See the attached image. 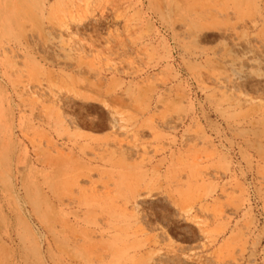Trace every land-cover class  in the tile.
Returning <instances> with one entry per match:
<instances>
[{"label": "rangeland", "instance_id": "rangeland-1", "mask_svg": "<svg viewBox=\"0 0 264 264\" xmlns=\"http://www.w3.org/2000/svg\"><path fill=\"white\" fill-rule=\"evenodd\" d=\"M0 264H264V0H0Z\"/></svg>", "mask_w": 264, "mask_h": 264}, {"label": "bare ground", "instance_id": "bare-ground-1", "mask_svg": "<svg viewBox=\"0 0 264 264\" xmlns=\"http://www.w3.org/2000/svg\"><path fill=\"white\" fill-rule=\"evenodd\" d=\"M15 10H16V8H15Z\"/></svg>", "mask_w": 264, "mask_h": 264}]
</instances>
